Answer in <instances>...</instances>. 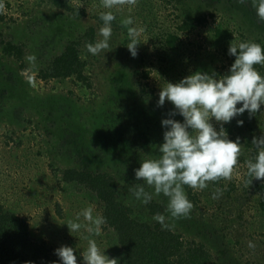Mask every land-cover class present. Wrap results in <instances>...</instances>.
<instances>
[{
    "label": "rangeland",
    "instance_id": "1",
    "mask_svg": "<svg viewBox=\"0 0 264 264\" xmlns=\"http://www.w3.org/2000/svg\"><path fill=\"white\" fill-rule=\"evenodd\" d=\"M65 1L70 9L51 0H0V204L26 218L32 236L51 249V262L60 259L55 249L63 244L71 245L82 260L92 238L109 258L123 264L114 229L104 223L100 233L89 232V222L77 216L86 207L101 215L102 203L84 184L65 180L64 170L107 172L117 181V197L131 216L164 228L153 219L157 212L150 211L149 203L130 192L143 183L135 176L141 160L159 154L161 121L174 108L171 101L158 104L161 88L196 70L224 74L235 60L228 53L230 43L264 44V21L251 0H124L111 9L116 22L110 48L93 55L81 34L94 26L96 40L99 12L108 9L103 0ZM128 15L142 29L135 57L126 45L129 26L121 23ZM197 17L203 22L191 32L179 31L173 47L164 43L163 36L176 32L183 20ZM79 39L84 78H41L53 57ZM8 41L22 45L20 58L3 51ZM30 54L35 61L26 59ZM256 67L264 73V65ZM175 118L183 119L179 113ZM241 118L243 125L237 123ZM213 123L219 128L214 118ZM224 127L243 144L231 178L210 181L204 189L185 185L193 208L186 217L171 218L167 229L205 244L213 264H264L259 206L264 181L247 175V161L257 151L252 137L264 132V111L250 116L246 110ZM154 141L157 146L151 145ZM167 199L160 194L150 201L160 204L158 212L166 217ZM77 219L82 227L71 233L66 222Z\"/></svg>",
    "mask_w": 264,
    "mask_h": 264
},
{
    "label": "clouds",
    "instance_id": "2",
    "mask_svg": "<svg viewBox=\"0 0 264 264\" xmlns=\"http://www.w3.org/2000/svg\"><path fill=\"white\" fill-rule=\"evenodd\" d=\"M124 0H103L107 11L99 12L102 24L97 29L98 38L94 42H86L87 52L96 55L110 48L113 32L112 22L116 19L112 11L115 5ZM259 20L264 21V0H251ZM129 26V42L126 44L130 54L138 55L139 32L134 23V17L128 15L121 21ZM229 55L235 60L224 74L196 70L176 82L166 81L159 93V105L171 101L174 105L172 114L163 118L164 140L159 145V154L154 158L141 160L135 169L137 181L130 192L136 200L148 204L154 196H166V211L157 212L153 219L162 227L170 228L171 218L186 217L193 208L185 190V185L193 189H204L210 181L220 178H231L238 158L241 154L240 137H229L225 122L234 117L242 116L247 110L249 115L264 111V73L256 65H264V44L253 40H242L238 44L230 43ZM29 61H35V55L26 56ZM179 113L183 119H176ZM213 118L220 126L213 123ZM237 123L243 125L244 120ZM257 151L254 158L247 161V175L253 180L264 181V132L252 137ZM145 185L152 191H148ZM218 191L213 193L217 196ZM83 216L88 221L89 232L100 233L106 218L94 215L91 207L81 210L77 216ZM71 233L82 227L79 219L66 222ZM249 246H254L249 241ZM59 260L51 264H117L116 258H109L105 250H101L95 239H88L87 247L82 251V260L78 261L76 252L71 245L63 244L55 249ZM24 264H35L25 261Z\"/></svg>",
    "mask_w": 264,
    "mask_h": 264
},
{
    "label": "trees",
    "instance_id": "3",
    "mask_svg": "<svg viewBox=\"0 0 264 264\" xmlns=\"http://www.w3.org/2000/svg\"><path fill=\"white\" fill-rule=\"evenodd\" d=\"M51 1L57 6L71 8L65 0ZM203 20L202 17H197L194 21L183 20L176 32L170 31L162 40L173 47L180 38L179 31L191 32ZM114 22L116 21L112 23ZM81 37L94 42V26L81 34ZM0 43H3L2 40ZM79 43L80 39L70 41L62 52L53 57L49 69L40 71L41 78L72 75L84 78L86 61L80 55ZM3 51L8 54L15 53L20 58L22 45L8 41L4 43ZM258 67L261 65L258 64ZM144 135L146 139L151 137ZM151 145L157 146V143L154 141ZM63 177L67 181L84 184L100 200L103 205L101 215L106 218L105 224L114 229L123 249V264H213L211 252L205 244L185 239L181 233L171 229L155 228L150 223L131 216L130 208L117 197V181L107 172L94 173L74 167L65 169ZM260 189L259 206L264 213V186H260ZM160 208L161 205L157 202H149L151 212H158ZM25 261L51 264V249L45 241H39L32 236L25 217L5 210L0 204V264H24Z\"/></svg>",
    "mask_w": 264,
    "mask_h": 264
}]
</instances>
